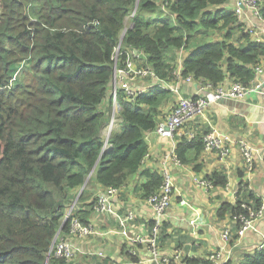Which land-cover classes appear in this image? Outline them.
Masks as SVG:
<instances>
[{
    "label": "trees",
    "instance_id": "16d2710c",
    "mask_svg": "<svg viewBox=\"0 0 264 264\" xmlns=\"http://www.w3.org/2000/svg\"><path fill=\"white\" fill-rule=\"evenodd\" d=\"M136 1L0 0V264H66L48 252L56 233L68 232L71 203L75 200L69 215L87 223L94 185L118 188L140 167L145 134L157 125L159 107L170 93L153 86L130 100L117 88L120 127L104 140L112 57L120 39V49H142L155 74L171 80L175 51L191 47L197 32L237 28L243 44L202 43L183 59L182 76L213 87L226 80L249 84L264 58V42L251 39L233 10L224 9L228 0H169L164 10L159 0H138L132 26L122 35ZM261 4L264 19V0ZM123 58L119 54L117 65ZM105 100L108 105L101 108ZM191 146L203 148L199 133L189 141L183 137L178 156ZM142 174L147 199L163 177L156 171ZM210 179L225 184L223 174ZM242 203L249 204L221 205L218 215L228 208L232 217L242 214ZM238 264H264V246L243 254Z\"/></svg>",
    "mask_w": 264,
    "mask_h": 264
},
{
    "label": "crops",
    "instance_id": "0c3cea01",
    "mask_svg": "<svg viewBox=\"0 0 264 264\" xmlns=\"http://www.w3.org/2000/svg\"><path fill=\"white\" fill-rule=\"evenodd\" d=\"M137 2L138 0L125 19L131 20ZM160 6L162 10L165 9L162 5ZM224 9L232 11L234 9L233 1L228 0ZM163 17L165 16L162 15L161 18ZM242 23L244 24L242 25L244 31L245 27L246 29L248 26L254 27L255 33L250 34L251 39L264 42V19H256L248 13V22L243 21ZM125 29L124 23L122 35ZM196 34L202 35V38L197 37L198 40H195V37L189 43L191 47H181L175 51L177 55L175 70L173 78L168 81L173 82L178 87V93L174 94L169 91V99L165 100L159 107L158 123L167 117L178 97H192L198 88L196 80L188 81L181 75L182 62L188 54L202 43L221 39H227L228 42L235 45L244 42L241 31L231 26L204 30ZM145 59L146 55L144 62ZM259 65L264 66V58L260 60ZM260 78L264 80V70ZM156 84L155 80L149 76H142L133 81V87L141 92L150 90ZM206 96L208 97V95ZM107 105V100H105L101 108H106ZM112 108H110L101 129L106 142L110 132L120 127L119 113L118 111L112 113ZM107 117L110 119L108 122L110 125L104 132ZM210 127L230 137L228 141L230 150L225 158L219 157L215 151L204 150L197 146L186 147L179 153L181 156H178V144L183 142V137L188 130H194L195 133L201 135ZM196 137L198 138V136ZM196 137L195 139H197ZM241 138L259 151L250 171H247L244 166L237 144ZM145 140L147 152L140 167L117 188L113 203L120 213L127 209L135 213L134 220L126 226L130 235H149L153 217L151 208L147 204L143 196L144 192L140 187L145 181L142 172L144 170L156 171L161 176L164 170L169 173L173 189L170 206L167 209V217L160 226L161 231L157 246L159 261L150 258V253L145 245L132 244L126 237L122 236L123 227L120 226L114 216L91 211L87 223L94 229L95 234L78 237L69 233L60 234L57 232L59 237L70 241L78 249L74 258L65 261V263L110 264L112 261H116L125 264H189L186 262L187 258L194 260L192 264H205L204 261H210L209 255L221 245L227 246L224 258L226 261L230 259L232 264H238L243 254H252L264 236V211L262 217L256 221V227L259 231H247L243 236L238 237L234 232L239 222L233 219L234 216H231L230 209H226L221 217L218 215V210L224 204L230 207L236 206L238 201L248 202L251 205L254 199L259 200L260 204L264 205V94L250 91L243 99L211 100L202 116L196 117L180 127L171 137L159 136L154 130H150L146 132ZM173 156H175L176 161ZM212 173L223 174L225 184H212L210 181ZM201 179L210 181L211 186H199L196 180ZM101 189L103 188L94 185V190L90 193L95 197ZM95 190L98 191L95 193ZM81 191L82 187L78 193ZM74 202L75 200L70 207L73 206ZM195 216L198 219L196 226L193 227L188 221ZM225 228L231 231V238L227 242H223L220 235ZM96 251L101 252L102 255L95 256L84 253Z\"/></svg>",
    "mask_w": 264,
    "mask_h": 264
},
{
    "label": "built area",
    "instance_id": "2783aa9c",
    "mask_svg": "<svg viewBox=\"0 0 264 264\" xmlns=\"http://www.w3.org/2000/svg\"><path fill=\"white\" fill-rule=\"evenodd\" d=\"M232 1L234 5L233 12L236 15L238 22H248V13H250L251 16L255 17L256 19H261V0ZM159 2L162 7L165 8L169 0H159ZM93 23L95 24L96 22ZM129 26L131 27L132 23ZM245 31L249 34L255 33V29L252 26H248V29L245 27ZM119 54H123L124 58L122 62L117 65ZM144 57L145 53L142 49L133 46H126L123 47V49H120V42L115 47L112 57L114 60V70L110 88V97H112L113 108L116 106L118 107L115 98L116 89H122L125 96L130 100H133L135 95L138 92H141L140 90L133 87V81L136 78L142 76H149L154 79L157 83L156 86H160L174 94L178 93V87L173 82L159 78L151 69V67L144 62ZM263 70L264 66L259 64L256 65L254 68L253 79L249 82V84H243L242 82L235 80H226L223 83L213 87L210 83L205 82V80H202L201 78L198 79L196 81L198 88L196 89L194 95L192 97H178L175 105L167 117L157 123V125L154 127V132L159 136L171 137L180 127L191 122L196 117L202 116L207 104L211 100H218L222 98L243 99L250 91L264 94V80L260 78L263 75ZM185 79L188 81L194 80L192 75L186 76ZM206 95H208V97ZM195 135L196 133L194 130H188L185 133L184 138L189 141L194 138ZM200 137L204 150L215 151L221 158H225L228 155L230 150V146L228 144L230 137L228 135L218 131L213 127H210L209 129L203 131ZM237 144L246 170H252L256 161V154L259 152L258 149L242 138L238 140ZM173 159L176 161L175 156H173ZM162 177V182L158 191L150 194L146 199L147 204L151 208L153 217L151 230L147 236H141L139 234L130 235L128 233L126 226L128 223L134 220L135 213L129 209L123 213H120L118 208H116L113 203V197L117 192V188L106 186L105 188L98 191L96 201L92 207V211L96 213L114 216L119 222L120 226L123 227L121 235L126 237V239L132 244L145 245L147 251L150 253V258L154 261H159L157 236L163 220L167 217V209L170 206L173 189L171 177L166 170L162 172ZM196 183L203 187L211 186L210 181L205 179L196 180ZM241 206L245 210L244 213L233 217V219L239 222V225L234 232L238 237L243 236L247 231H259L256 227V221L262 217L264 211L263 204H260L258 207H253L250 204L242 203ZM70 209L65 215L66 217L70 218L69 229L67 233L78 237L95 234L94 229L89 223H83L78 218L69 215ZM197 219L198 217L195 216L194 218L190 219L188 223L194 227L196 226ZM220 235L222 241L227 242L231 238V231L228 228H225ZM263 246L264 236H262V240L257 244L256 248L261 249ZM225 250H227V246L221 245L216 251L209 255V260L212 262V264H222L224 261H226L224 258ZM76 252L78 253V249L75 248L70 241L59 237L57 233L52 241L48 255L52 254L55 257L64 259V261H70L74 258ZM84 253L95 256L102 255V253L99 251ZM110 264L125 263L112 261Z\"/></svg>",
    "mask_w": 264,
    "mask_h": 264
},
{
    "label": "rangeland",
    "instance_id": "374dc122",
    "mask_svg": "<svg viewBox=\"0 0 264 264\" xmlns=\"http://www.w3.org/2000/svg\"><path fill=\"white\" fill-rule=\"evenodd\" d=\"M167 20H168L169 22H173V18H172L171 16H168V17H167ZM124 23H125V27L128 28L129 25H130V23H131V20H130V19H125V22H124ZM195 37H196V39H195ZM197 37H201V38H202V35L195 34V35L193 36V39L198 40ZM111 107H113V104H112ZM115 111H116V113H117V111H118V107H117V106H116L115 108H112V113L115 112ZM114 114H115V113H114ZM113 116H114V115H113ZM109 121H110V119L107 117V124L104 126V129H103L104 132L107 131V129H108L109 125H110V124H108ZM70 208H71V207H70ZM160 231H161V227L159 228V231H158V236H157V246H158V240H159V236H160Z\"/></svg>",
    "mask_w": 264,
    "mask_h": 264
},
{
    "label": "water",
    "instance_id": "95a60500",
    "mask_svg": "<svg viewBox=\"0 0 264 264\" xmlns=\"http://www.w3.org/2000/svg\"><path fill=\"white\" fill-rule=\"evenodd\" d=\"M113 76V75H112ZM83 188V187H82ZM56 236V235H55Z\"/></svg>",
    "mask_w": 264,
    "mask_h": 264
}]
</instances>
